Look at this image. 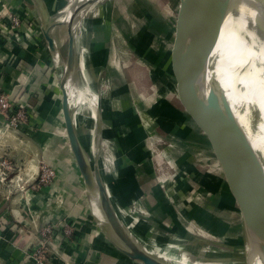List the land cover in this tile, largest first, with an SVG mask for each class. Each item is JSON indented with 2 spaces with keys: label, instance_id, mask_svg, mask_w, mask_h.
<instances>
[{
  "label": "water",
  "instance_id": "95a60500",
  "mask_svg": "<svg viewBox=\"0 0 264 264\" xmlns=\"http://www.w3.org/2000/svg\"><path fill=\"white\" fill-rule=\"evenodd\" d=\"M173 1L176 5L169 44L148 72L146 87L144 92L138 93L139 104L134 107L130 120L131 153L143 207L147 222L159 238L152 235L151 245H148L127 225L107 193L98 157L91 159L86 151L81 132L84 106L82 101L72 100L66 85L71 81L75 87H80L78 36L74 28V24L82 19L77 14L78 0L69 3L72 14L66 22L65 56L54 34L55 28L64 22L49 17L42 28L57 75L64 131L71 154L93 215L110 239L114 237L124 244L127 249L114 243L129 258L143 264H250V255L242 240L243 220L250 223L254 231L252 250L264 261V188L251 184L244 189L230 186L241 200L242 220L235 223L233 237L224 235L190 188L187 173L176 160L168 134V125L176 108L188 109L198 99L197 86L208 78V66L224 20L238 0ZM255 1L259 11L257 27L264 31V0ZM211 81L213 87L210 90L218 93L231 121V149L237 152L240 160L259 172L257 180L264 184V168L258 153L225 92L218 83ZM235 167L236 163H232L227 170L228 177H232ZM93 203L97 204L102 219L96 216ZM183 259L186 263H181Z\"/></svg>",
  "mask_w": 264,
  "mask_h": 264
},
{
  "label": "crops",
  "instance_id": "0c3cea01",
  "mask_svg": "<svg viewBox=\"0 0 264 264\" xmlns=\"http://www.w3.org/2000/svg\"><path fill=\"white\" fill-rule=\"evenodd\" d=\"M4 7L19 17V24L14 26L7 21L6 28H0V89L14 106L25 107L29 121L14 129L6 127V119L0 115V156L6 157L14 165L9 173V181L0 184V264H32L28 251L38 243L40 228L46 223L55 225L49 245L51 264H138L115 247L93 215L66 139L57 75L42 32L47 18L56 15L59 0H0V10ZM101 32L103 30L99 32L95 26H91L87 36L89 42L85 39L90 49L89 73L98 91L109 49L91 41L96 40ZM55 38L60 45L58 34H55ZM100 48L103 60L102 64H97ZM99 66L103 68L97 69ZM124 96L122 94L121 103L126 101ZM137 98L128 125L121 126L128 130L130 150V120L134 107L139 104L138 94ZM177 111L178 108L172 114ZM82 137L84 141L83 132ZM130 159L143 207L132 153ZM177 161L187 173L188 181V163ZM40 162L51 165L56 177L50 184L33 189L29 186ZM12 183L26 184L28 190L21 191ZM200 204L223 234L233 237L234 225L240 218L236 216L233 219V235H230ZM64 224L72 230L69 236L63 233ZM146 225L148 241L141 239L151 245L152 235L156 233L158 238L160 235L149 223Z\"/></svg>",
  "mask_w": 264,
  "mask_h": 264
},
{
  "label": "rangeland",
  "instance_id": "374dc122",
  "mask_svg": "<svg viewBox=\"0 0 264 264\" xmlns=\"http://www.w3.org/2000/svg\"><path fill=\"white\" fill-rule=\"evenodd\" d=\"M175 5L173 0H99L92 9L94 14L86 20L89 33L91 26L95 25L103 30L91 42L94 44L96 41L109 49L106 67H97L103 68L102 83L97 92L104 103L102 113L110 134L106 138L98 136L101 116L96 115L91 129L93 140L88 146L89 149L97 147L93 156L98 157L100 166L101 161L109 166V172L106 170L110 183L107 191L112 204L120 215L119 208L124 207L136 219H140L138 222L143 221L133 226L139 232L138 236L145 241H148L146 211L141 205L133 177L128 130L121 126L128 125L132 107L138 101L137 94L144 92L146 87L148 72L169 44ZM9 19L4 18V22H10ZM55 33L60 37L59 47L65 56L66 24L55 28ZM227 46V42L219 38L208 73L222 84L236 117L253 140L257 133L248 114L253 94L236 63L229 60ZM99 50L97 59L102 55V49ZM102 60L100 57L97 64H102ZM199 85L198 99L188 109L179 108L172 114L168 134L176 159L188 163V182L192 191L211 217L233 235V219L238 216L242 220L239 199L230 188L236 186L235 175L233 171L232 177L227 176L232 162L222 143L205 92ZM122 94L125 95V103H121ZM82 132L84 143L88 144L83 127ZM242 230V240L246 243L243 224ZM155 237H158L156 233ZM135 262L138 263V260Z\"/></svg>",
  "mask_w": 264,
  "mask_h": 264
},
{
  "label": "bare ground",
  "instance_id": "6f19581e",
  "mask_svg": "<svg viewBox=\"0 0 264 264\" xmlns=\"http://www.w3.org/2000/svg\"><path fill=\"white\" fill-rule=\"evenodd\" d=\"M71 1L73 0H59L61 10L57 13V15L54 16L57 21H62L64 22L63 24H67L66 22L69 20L72 14V8L69 6ZM85 1L86 0H78L79 6L77 14L82 19L80 23L76 22L74 24V28H76L78 36L77 55L80 87H75L74 83L71 81H69L66 85L69 94L72 95V100L74 102L82 101L83 103V128L86 131V137L88 139V144L84 143V145L88 156L91 159H95V156L93 155H95L97 147L94 146L89 149L88 145L91 146V142L93 140L91 129L96 115L101 116L100 127L97 132L100 138L108 137L110 134V128L103 118L102 109L104 103L101 101L100 95L97 92V84H94V81L89 73L88 47L85 43V39L88 41L87 36L89 33V27L86 25V20L89 15L92 13L94 14L92 9H94L99 0H89L88 2ZM255 3V0H249V2L245 0H238L236 3H234L224 20L220 38L227 42L229 60L236 63L238 69L243 74L245 82L253 94V103L251 108L248 110V114L250 116V120L254 124L252 126H255L254 130H256L257 137L253 138V140L249 138V136L248 138L251 141L255 151L258 153L264 168V31H261L257 27L256 21L259 16V11L257 7H255ZM95 23L98 22L95 21ZM95 27L100 32V28L96 25ZM43 28H45V23H43ZM211 80H214V83H218L222 91L225 92L222 84L209 73L208 78L200 83L201 86H199L205 92V97L217 123V129L222 143L228 152L231 162L236 163V167L234 169L236 187L244 189L246 185L249 186L251 184L255 187L264 188V184L259 183L257 180L258 177H256L257 175L259 176V172H255L254 167H252L248 162L246 163L244 160H240L241 158L237 156V152L234 149H231V121L224 109L223 104L221 103L218 93L210 90L213 87ZM257 143H261V145L258 146ZM106 170L109 172V166H107L104 161H101L100 171L107 189L108 186L110 187V183L109 180H107ZM239 202L241 207V200H239ZM93 208L96 216L99 219H102V215L96 203H93ZM119 209L121 215L125 219L123 220L127 222V225L137 235H139V232L136 228H134L133 225H139L143 221L138 222L140 219H136L124 207H120ZM242 224L248 253L250 255V264H264L262 258L251 248V243L254 237V231L250 226L251 224L244 222L243 220ZM111 239H113V244L115 243V245L117 244L124 249L126 248L124 244L118 241L116 238L112 237ZM185 261L186 260L183 259L181 263H186ZM141 263L142 262L138 261V264Z\"/></svg>",
  "mask_w": 264,
  "mask_h": 264
},
{
  "label": "built area",
  "instance_id": "2783aa9c",
  "mask_svg": "<svg viewBox=\"0 0 264 264\" xmlns=\"http://www.w3.org/2000/svg\"><path fill=\"white\" fill-rule=\"evenodd\" d=\"M10 18L11 24L18 25L19 17L13 14L10 9L4 7L0 10V28L3 30L6 28L4 18ZM11 111V112H10ZM0 115L5 117L6 127L17 129L20 125L27 123V113L25 107L14 106L8 95L0 89ZM14 169L13 163L4 156H0V184H5L9 181V173ZM56 177L55 169L45 163L40 162L37 168L36 175L30 184V188L39 189L41 186L50 184ZM13 187L26 192L28 186L26 184H14ZM64 234L69 236L71 234V228L67 224L62 226ZM55 231V225L46 223L40 228L39 241L34 244L28 251V255L32 260V264H51L49 245Z\"/></svg>",
  "mask_w": 264,
  "mask_h": 264
}]
</instances>
